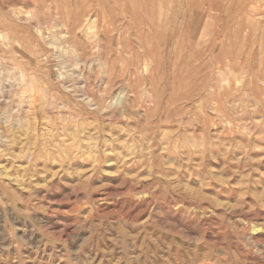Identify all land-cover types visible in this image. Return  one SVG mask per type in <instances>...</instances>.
Masks as SVG:
<instances>
[{
  "label": "rangeland",
  "instance_id": "1",
  "mask_svg": "<svg viewBox=\"0 0 264 264\" xmlns=\"http://www.w3.org/2000/svg\"><path fill=\"white\" fill-rule=\"evenodd\" d=\"M0 264H264V0H0Z\"/></svg>",
  "mask_w": 264,
  "mask_h": 264
}]
</instances>
